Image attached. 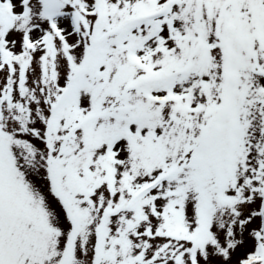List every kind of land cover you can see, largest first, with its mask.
Here are the masks:
<instances>
[{
  "label": "snow or ice",
  "instance_id": "obj_1",
  "mask_svg": "<svg viewBox=\"0 0 264 264\" xmlns=\"http://www.w3.org/2000/svg\"><path fill=\"white\" fill-rule=\"evenodd\" d=\"M0 264H264V0H0Z\"/></svg>",
  "mask_w": 264,
  "mask_h": 264
}]
</instances>
